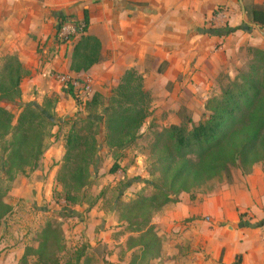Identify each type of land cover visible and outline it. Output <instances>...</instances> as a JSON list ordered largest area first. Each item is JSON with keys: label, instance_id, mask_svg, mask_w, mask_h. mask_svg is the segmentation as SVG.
<instances>
[{"label": "crops", "instance_id": "crops-1", "mask_svg": "<svg viewBox=\"0 0 264 264\" xmlns=\"http://www.w3.org/2000/svg\"><path fill=\"white\" fill-rule=\"evenodd\" d=\"M244 3L245 11L240 0H0V59L14 56L22 64L24 97L33 89L39 101L57 97L54 112L60 118L71 116L76 106L66 99L57 74L74 83L89 81L94 94L108 99L132 70L142 76L144 90L154 99L159 88L166 98L208 97L215 87L212 75L222 71L234 49L252 39L253 27L259 29L246 8L248 3L264 7V0ZM86 14L87 35L100 41L102 61L77 74L70 68L78 41L57 45V33L61 18L81 21ZM163 109L157 110V117H167L163 123L169 121L171 126L176 108ZM60 131L55 126L52 134ZM99 145L95 172L99 161L107 170L112 157L105 140ZM65 153V141L55 136L43 155L45 174L56 164L51 174L56 177ZM109 180H103V187ZM52 186L53 181L46 191L52 193ZM25 187L11 195L29 199L31 191ZM74 214L80 224L67 245L75 251L85 248L79 264L130 263L133 251L127 249V241L132 234L115 222L114 213L96 207L87 219ZM151 226L161 241L153 264H235L237 259L240 264H264V170L256 165L250 174L234 176L195 200L183 194L178 203L155 213ZM4 238L1 234L0 242ZM17 247L0 249V264L20 263L25 251Z\"/></svg>", "mask_w": 264, "mask_h": 264}, {"label": "trees", "instance_id": "trees-1", "mask_svg": "<svg viewBox=\"0 0 264 264\" xmlns=\"http://www.w3.org/2000/svg\"><path fill=\"white\" fill-rule=\"evenodd\" d=\"M246 13L254 25L264 29V7H247ZM60 22L79 25V20L72 17L61 18ZM83 22L86 26L77 39L70 68L77 74L88 72L102 61L100 41L87 35V14ZM6 59L0 73V144H3L0 147V172L11 175L35 170L46 150L45 124L53 127L70 124L71 129L65 138L66 153L57 181L63 187L60 194L65 203L76 204L78 194L91 183L90 170L97 161L102 124L107 130L105 143L115 156L141 139L140 131L152 113V98L144 90L143 78L134 70L125 74L102 111L103 119L74 117L58 125L38 106L21 105L22 112L14 125V115L1 105L21 101L25 70L16 57ZM76 82L82 85L86 81L78 79ZM63 87V92L72 98H76L81 90L72 80ZM102 98L96 94L88 106L97 108L100 105L98 100ZM207 109L210 111L208 120L190 130L187 123L190 124L191 120H188L182 126L165 130L160 136L163 144L156 146L159 181L144 182L151 185L156 193L140 197L130 204L123 218L128 224L127 233L133 235L127 241V249L133 251L129 264H153L157 259L161 241L151 226L153 217L167 205L178 203L182 193H192L229 174L231 169L239 168L250 174L256 165H264L263 50L255 51L248 69L242 70L220 96L213 98ZM79 124L83 126L77 130ZM119 170L120 165L116 163L110 174ZM124 186L120 187L118 196L128 188ZM11 210V205L5 203L0 195V229ZM61 237L60 231L48 225L38 239V247L26 248L20 264H31L30 259L34 257L37 264H61L58 259L63 249ZM84 252L82 247L66 264H79ZM240 262L241 259H237L235 264Z\"/></svg>", "mask_w": 264, "mask_h": 264}, {"label": "rangeland", "instance_id": "rangeland-1", "mask_svg": "<svg viewBox=\"0 0 264 264\" xmlns=\"http://www.w3.org/2000/svg\"><path fill=\"white\" fill-rule=\"evenodd\" d=\"M247 5L249 7L252 6L251 3ZM253 31L255 32L252 39H248L240 49H234L233 51L235 52L232 54L233 56L223 61L222 71L219 73L215 72L212 75V78L215 80V87H213L214 91L211 92L208 97L166 98L163 96L161 88H159V83L155 82L154 87L156 86V89L159 88L157 89L158 96L157 99H154L150 93L152 98V113L140 131L141 139L131 148L121 152V154L117 153L115 156V153H112V157L108 159L107 170L101 167L103 161H99L98 170L96 172L93 171V169L90 170L91 183L83 192L78 194V201L76 204H66L64 198H62L60 194L63 187L58 183L57 179L61 167H58L55 178H53L54 176L52 177L51 174L53 175L54 168H57L56 164L45 174V163H42L43 157L35 170H26L23 174L13 173L11 175H3L0 172V195L5 203H11L12 208L10 213L3 220L0 229V236L2 234L3 237H5L3 241L1 240L2 242H0V249L14 250L18 248V244L24 251L26 248L36 249L38 247L40 235L48 225H51L55 230L61 232L63 249L58 255V259L61 264H66L75 258L77 252L74 248L72 249L67 245L68 238H70V243L73 231L77 228L76 226L80 224L79 220H76L72 216L74 213H81L84 215V219H87L90 210L96 207L100 208V211L103 210L105 213H114L115 222H117L126 233L128 224L123 221V218L130 209V204L140 197H150L156 193L151 185H147L144 182L150 181L153 183L159 181L160 170L156 163V146L163 144L160 141V136L163 135L165 130L171 127L182 126L184 123L186 124L188 120H191L190 124L187 123L188 129L190 130L193 126H197L201 122L209 119L210 111L207 109L208 103L213 98L220 96L223 90L239 77L242 70L248 69L249 65L253 62L256 50L264 51V29L261 30L260 28L256 29L253 27ZM6 60V58L0 59V73L7 62ZM117 88L118 87L112 89V94H114ZM27 94H29L28 97H24L22 94L19 103L1 105L14 115V125H16L22 112L20 108L21 105H36L41 110L46 111L48 116L51 117L56 124L62 125L64 121H67V118L97 117L98 119H103L104 115L102 111L108 105L109 100L108 98H102L98 100L100 105L97 108H92L89 107L88 104L92 102L96 95L93 92L87 97L81 96L79 92L76 98H72L66 94V99L68 101H73L76 109L71 116L60 118L54 112L59 102L57 97L54 96L49 100L39 101L35 89L28 90ZM157 105L159 106L155 108ZM168 106H171V108L175 106L176 108L174 110L175 112H172L174 113L173 118L175 121L174 124L176 125L172 123L170 126L169 121L164 124L163 122L167 117H161L159 119L157 117V115H160L156 113L157 110L163 109L164 107H166L167 110ZM68 107L69 105H64L65 109H68ZM166 110L163 109V111ZM81 126L83 125L79 124L77 130H79ZM54 128L55 126L53 127L45 124L46 149L51 143V140L55 139V136L65 141L71 129V125L61 126L60 134L55 135L52 134ZM99 131L101 134L99 140L104 141L107 134L106 125L104 123ZM81 134L85 133L82 132ZM2 145L3 144H0V147ZM106 148H108L107 145ZM116 163L120 165V170L116 174H110V170ZM257 166H261L264 170V165L259 164ZM240 175L247 174L239 168L231 169L229 174L204 185L192 193H182L181 195L187 194L192 200H195L197 195H206L213 192L218 184L223 185V183L232 181L234 176L239 177ZM108 177L110 179L109 183L103 187V180ZM51 181H53L52 193H49V191H46L47 188L45 189V187L49 186ZM123 185L128 188L122 196H118L119 190L121 189L120 187ZM21 187L30 188L31 194L29 199L17 198L11 195L13 190ZM46 193L51 197L49 200L47 199ZM24 203H27V205ZM84 205H86L87 208H85ZM134 236L136 237L137 235ZM13 243L14 246H12ZM30 261L31 264H37L36 257L31 258Z\"/></svg>", "mask_w": 264, "mask_h": 264}, {"label": "built area", "instance_id": "built-area-1", "mask_svg": "<svg viewBox=\"0 0 264 264\" xmlns=\"http://www.w3.org/2000/svg\"><path fill=\"white\" fill-rule=\"evenodd\" d=\"M85 23L83 20L79 21V25H74L73 23H63L59 25V30L57 33V45H70L73 44L82 34L85 28ZM72 38V39H71ZM56 79L63 85L66 86L70 79L64 75H55ZM76 87H79L80 95L87 97L92 94V86L89 81L81 85L80 83H74Z\"/></svg>", "mask_w": 264, "mask_h": 264}, {"label": "water", "instance_id": "water-1", "mask_svg": "<svg viewBox=\"0 0 264 264\" xmlns=\"http://www.w3.org/2000/svg\"><path fill=\"white\" fill-rule=\"evenodd\" d=\"M240 4H241V6H242L243 11H245V9H244V4H243V0H240Z\"/></svg>", "mask_w": 264, "mask_h": 264}]
</instances>
